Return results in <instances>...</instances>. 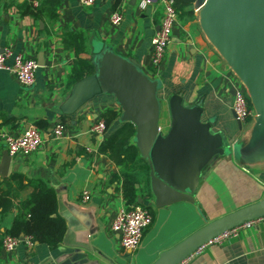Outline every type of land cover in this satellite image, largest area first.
Returning a JSON list of instances; mask_svg holds the SVG:
<instances>
[{
	"label": "crops",
	"instance_id": "obj_1",
	"mask_svg": "<svg viewBox=\"0 0 264 264\" xmlns=\"http://www.w3.org/2000/svg\"><path fill=\"white\" fill-rule=\"evenodd\" d=\"M31 1L37 6L44 0H0V46L35 59L39 65L44 63L31 87L21 85L8 70H0V134L22 135L36 127L43 140L30 157H11L6 178L19 174L24 184L17 190L12 210L0 216V264H65L77 250L81 258L98 264H153L162 252L207 223L264 199V164L245 167L235 156L219 157L205 170L194 203L157 208L151 183L142 182L137 186L136 202L149 209L152 223L138 250L124 249L111 231L116 213L129 206L123 196L121 167L98 152L100 144L121 127L122 110L115 97L102 94L73 114L62 111L77 83L72 81L76 53L67 43L81 35L85 58L91 60L96 52L109 47L122 57L137 60L149 77L159 80V126L164 134L171 126L169 100L181 94L185 107L202 109L201 121L210 123L226 145L241 144L253 121L241 129L231 110L238 78L203 34L195 7L197 19L179 18L164 62L155 70L150 50L163 16L159 0L145 8L140 7L143 0H96L90 7L79 0H58L56 17L46 12L41 20L21 12ZM116 10L122 11L123 21L112 26L109 17ZM108 110L119 117L103 138L91 135L94 120ZM58 123L65 125L67 133L55 140L52 132ZM5 151L1 143L0 161ZM4 179L0 175V189ZM39 184L56 194V216L65 226L62 241L56 248L39 242L33 249L20 245L13 254H6L3 236L13 229L21 203L31 198ZM84 191L90 194L87 202L83 201ZM182 264H264V218L237 236L203 246Z\"/></svg>",
	"mask_w": 264,
	"mask_h": 264
},
{
	"label": "water",
	"instance_id": "obj_2",
	"mask_svg": "<svg viewBox=\"0 0 264 264\" xmlns=\"http://www.w3.org/2000/svg\"><path fill=\"white\" fill-rule=\"evenodd\" d=\"M194 7L203 34L244 86L255 112L250 133L241 144L226 145L210 123L201 121L202 109L185 107L181 94L169 100L171 126L164 134L159 126L161 82L149 77L137 60L109 47L95 53L94 74L78 81L61 107L65 114H73L96 96L115 97L122 110L120 121L136 128L133 141L150 167L157 208L194 203L203 173L219 157L235 156L245 167L264 164V0H197ZM10 164L5 151L0 161L3 178ZM261 218L264 199L207 223L162 252L153 264H181L219 235ZM80 253L75 251L65 264H98Z\"/></svg>",
	"mask_w": 264,
	"mask_h": 264
},
{
	"label": "built area",
	"instance_id": "obj_3",
	"mask_svg": "<svg viewBox=\"0 0 264 264\" xmlns=\"http://www.w3.org/2000/svg\"><path fill=\"white\" fill-rule=\"evenodd\" d=\"M154 1L155 0H143L140 3V7L145 8L147 5L154 3ZM79 3L82 6L90 7L96 3V0H79ZM159 3L163 6V16L160 27L152 39L150 50L151 66L155 70H158L162 66L167 47L172 39L173 31L179 22V15L176 11L174 0H159ZM122 21L123 13L121 10L114 11L109 17V22L112 26H119ZM10 60H12L11 64H9ZM39 69L40 65L37 60L26 58L22 54H14L10 47L0 46V70H8L21 85L26 87L33 86ZM231 110L236 121L240 124L241 129H244L250 121L254 120L255 112L248 99L246 89L238 79H236V83L233 87ZM106 132L107 126L105 120L102 118L94 120L90 127L91 135L103 138ZM66 133L67 130L65 125L63 123H58L54 127L52 137L55 140H60L65 137ZM1 143L6 147L10 157L22 156L28 158L39 150L43 140L40 129L29 127L22 135L1 133L0 144ZM235 144L236 141L233 142V145ZM86 150L88 152L93 151L91 148H87ZM89 199L90 194L84 191L83 201L87 202ZM257 221L258 219L245 222L219 235L210 243H221L228 238L237 236L242 230L251 229ZM151 223L152 215L149 209L143 205L142 202H135L116 213L112 222L111 231L118 235L120 244L124 249L135 252L141 245L144 231ZM20 245L33 249L35 247V240L32 236L25 235L17 237L5 234L3 236L2 250L6 254H13Z\"/></svg>",
	"mask_w": 264,
	"mask_h": 264
},
{
	"label": "trees",
	"instance_id": "obj_4",
	"mask_svg": "<svg viewBox=\"0 0 264 264\" xmlns=\"http://www.w3.org/2000/svg\"><path fill=\"white\" fill-rule=\"evenodd\" d=\"M175 8L181 19L195 20L194 5L197 0H174ZM58 0L40 1L34 6L33 1L21 8L23 14H29L37 20L43 19V15L49 12L53 18L56 17L55 8ZM82 36L76 35L73 43L67 47H73L76 60L73 67V83L94 74L92 60L83 56ZM119 117L114 110H108L101 115L105 120L107 129L110 124ZM251 122V121H250ZM136 133L135 126L130 122L122 123L110 137L106 138L98 147V152L108 156L115 164L121 167L123 177V196L129 205L136 202L139 196L137 186L142 182L150 185V167L148 162L141 157L138 147L134 144ZM24 177L12 174L3 180V188L0 189V216H6L14 206V198L17 190L23 188ZM17 184V188L13 184ZM57 199L53 190L45 184L32 194L31 198L21 203L18 218L13 229L8 235L20 237L21 235L32 236L35 242L46 243L56 248L62 241L65 226L62 220L56 216Z\"/></svg>",
	"mask_w": 264,
	"mask_h": 264
}]
</instances>
